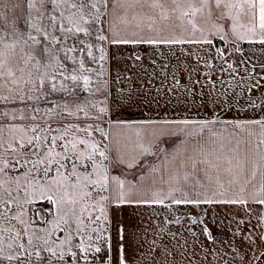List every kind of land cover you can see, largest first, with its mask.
<instances>
[{"label":"snow or ice","instance_id":"snow-or-ice-1","mask_svg":"<svg viewBox=\"0 0 264 264\" xmlns=\"http://www.w3.org/2000/svg\"><path fill=\"white\" fill-rule=\"evenodd\" d=\"M226 30L264 44V0H0V148L18 152L25 169L9 176V160L0 156V264H95L104 245L103 264H111L109 211L125 204L264 205V119L236 122L241 135L221 144L214 159L202 153L194 166H206V183L198 180L190 196L176 177L162 181L165 191L113 175L115 166L139 163L112 131L131 126H102L107 104L91 99L107 87L103 64L91 66L109 59L105 43L211 44L209 36L227 42ZM142 123L205 129L215 121ZM142 131L135 132L139 155H150ZM38 200L51 205L44 227L25 207ZM118 235L116 264H127L122 228Z\"/></svg>","mask_w":264,"mask_h":264},{"label":"crops","instance_id":"crops-1","mask_svg":"<svg viewBox=\"0 0 264 264\" xmlns=\"http://www.w3.org/2000/svg\"><path fill=\"white\" fill-rule=\"evenodd\" d=\"M226 33L227 42L218 36H209L211 44L119 46L135 48L140 53L139 59L127 56L115 66L118 75L124 79V92L117 95L118 100L112 105L114 118L109 120L131 126L112 131L121 146L126 145L128 158L139 160L132 168L118 167L137 170L146 156L155 157L154 146L158 141H174L164 153V167L153 166L143 171L140 177L137 174L133 180L121 178L117 170H113V175L132 185L165 191L168 185L162 181L176 177L180 186L194 196L199 190L197 181L206 183L201 171L206 166L199 163L194 166V162L203 159L202 153H209V159H214L220 154L221 144L232 139L233 135H241L240 130L234 128L236 122L264 119V44L236 40L230 31L226 30ZM183 119L215 123L205 129H201L198 123L188 126L142 123ZM138 129H143L141 142L147 145L152 141L150 155H139L135 136ZM150 131H155L158 139L148 135ZM253 204L264 206L249 203L245 207ZM233 206L197 207L166 200L164 205L112 207L106 234L111 245V264H116L121 228L127 264H210L203 256L216 254V246H213L216 238H208L205 233L208 239L211 238L205 242L204 229L219 223L218 217L213 216V208L218 211L219 207ZM105 248L104 260L109 252L108 245Z\"/></svg>","mask_w":264,"mask_h":264},{"label":"rangeland","instance_id":"rangeland-1","mask_svg":"<svg viewBox=\"0 0 264 264\" xmlns=\"http://www.w3.org/2000/svg\"><path fill=\"white\" fill-rule=\"evenodd\" d=\"M104 46L110 47L109 59L103 62H97L91 66L99 70L100 64H103V75L100 79L107 82V87L101 92L96 93L91 99L97 104L106 102L109 111L103 117L102 126L107 128L108 122L111 121L109 119L114 118L113 115L115 111L112 105L118 100L119 93L124 92V90H122L124 79L118 75L119 73L115 66L118 65L120 60L127 58V56H135V58H137L140 51L138 53V50L135 48L108 46L106 43ZM124 77L128 78L126 75ZM127 82L129 83L128 79ZM80 95L84 97L87 94L80 93ZM172 141H174V139H161L158 141L154 146V150L156 151L155 157L146 156L143 161H140V166L137 170L127 171L115 166L112 168V172L113 170H117L121 178L133 180L137 177V174L138 177H140L143 171H147L153 166L160 165L164 167L163 156ZM0 156H4L9 160V167L5 169L9 176H17L25 170L21 168L20 164L16 163L15 158L18 156V152L6 150L5 146L4 148H0ZM157 157L159 158L156 159ZM20 163L23 164V160H21ZM13 195H15V193H13ZM4 199H8V197L5 195ZM12 207L13 210H15V206L13 205ZM25 207L29 209L28 218L34 220L40 227L45 226L39 223L42 216H47L49 219L51 218L49 214L51 205L46 201L38 200L34 204L26 205ZM213 209H215L214 212H217V214L212 212L213 216L218 217L219 223L214 224L212 227L211 225L208 226L207 235L208 238L210 236L216 238L214 239L216 243L213 246H216L215 250L217 252L212 256L204 255V261L206 260L210 262V264H264V220L261 219V217L264 216V206L253 204L240 207L234 205L233 207H219L218 211H216L217 208ZM0 211H4V209L0 207ZM212 213L209 214L212 215ZM11 223L15 224L16 227H20L15 221ZM203 236L205 242L211 240V238L208 239L205 236V232ZM105 247L106 245L102 247V252L98 255L95 264H103V258L105 257L104 253L106 252Z\"/></svg>","mask_w":264,"mask_h":264}]
</instances>
